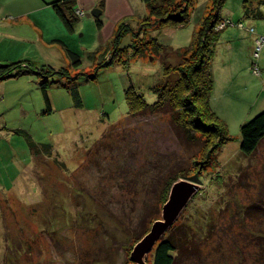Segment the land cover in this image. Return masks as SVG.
Instances as JSON below:
<instances>
[{
    "label": "rangeland",
    "instance_id": "1",
    "mask_svg": "<svg viewBox=\"0 0 264 264\" xmlns=\"http://www.w3.org/2000/svg\"><path fill=\"white\" fill-rule=\"evenodd\" d=\"M196 1L186 26L154 28L135 38L149 14L143 0H77L80 19L74 32L38 0H0V23L3 28L14 24L9 29L19 40L0 30V57L32 63L34 72L47 65L71 71L70 77L98 73L97 81L79 76L73 83L81 95L80 109L65 87L70 79L59 74L35 72L0 83V264H136L130 259L134 247L155 221H163V207L180 180L201 190L162 238L172 237L177 264H264V141L252 157L241 152V127L260 114L249 117L252 90L259 87L236 92L247 79L261 78L264 37L257 36L255 46L263 40L260 52H253L251 73L244 72L254 76L229 84L222 79L229 57L218 46L220 38L216 42L213 69L219 76L217 86L214 76L211 105L228 124L233 141L204 169L194 164L202 157L201 141L176 124L170 105L135 116L128 112V88L154 104V88L175 83L177 73L163 71L181 64V51L196 43L211 0ZM242 2L227 0L223 18L228 9L241 10ZM229 20L220 21L215 32L238 28L256 34L247 25H228ZM151 38L164 49L155 52ZM52 40L66 42L79 54V69H71L67 49H39L51 48ZM119 45L126 54L119 49L113 55ZM133 45L142 49L140 54L133 53ZM241 67H235L234 76ZM45 80L50 115L40 86ZM19 131L39 147L49 146V152L35 158ZM146 263H153V253Z\"/></svg>",
    "mask_w": 264,
    "mask_h": 264
},
{
    "label": "trees",
    "instance_id": "2",
    "mask_svg": "<svg viewBox=\"0 0 264 264\" xmlns=\"http://www.w3.org/2000/svg\"><path fill=\"white\" fill-rule=\"evenodd\" d=\"M46 4V0H43ZM146 4L149 14L139 24V29L134 33L135 38L143 35H148L149 31L154 28L180 27L190 23L192 10L197 4L196 0H143ZM103 0L102 3H104ZM227 0H211L206 7L205 15L202 20L200 32L197 35V41L190 47L181 51L182 63L176 67L171 65L166 66L164 74L169 76V72H176L177 79L175 83L164 82L160 86L154 88V92L158 96V101L154 104H148L145 97L140 94L134 87H130L125 91V99L130 115L135 116L147 111H158L171 106L174 120L176 124L182 128L186 135L195 140L201 141L202 149L198 162L200 169L213 162L216 153L227 143L233 141L228 124L214 111L211 105L212 94L214 90V74L213 63L215 58L216 42L221 36V32H215V26L222 21L224 6ZM51 6L56 12L61 22L65 25L69 32H74L76 24L79 22V17L76 15L78 9L77 0H53ZM264 0H244L242 4L243 17L247 20L262 21L264 20ZM98 27L102 26V21H96ZM235 23V22H234ZM236 27L239 24L245 25L242 21H237ZM245 27V26H244ZM149 43L155 45V52L164 47L157 39L151 38ZM61 42V41H59ZM63 43V42H61ZM134 46V45H133ZM133 53L140 54L142 49L135 45ZM256 48V46H255ZM254 48V54L256 52ZM113 55L118 54L121 49L122 54L126 52L120 48H116ZM162 49V50H163ZM189 52V54H188ZM67 55L70 59V64L73 68L79 69L81 66L80 56L73 51L67 49ZM254 57V56H253ZM255 60V59H254ZM108 64V63H107ZM105 65L99 66L97 69L103 68ZM36 66L34 64L20 62L0 64V83L12 78L19 79L25 76L39 75L40 77L54 76L59 74L70 79V82L65 84L66 89L70 91L75 107L80 109L83 107L80 92L73 83H76L79 76H87L92 81H97L98 73L90 76L85 73H79L74 77H70L71 71L62 70L60 72L49 68L47 65L38 68L34 72ZM70 73V74H69ZM41 89L49 105V110L46 114H52L50 100L47 95L49 82L47 80L40 84ZM166 105V106H165ZM24 136L30 145L32 154L35 158H41L42 155L49 152V146L44 145L39 147L33 138L26 132L19 131ZM241 152L245 157L255 155L264 141V112H261L255 118L245 122L241 127ZM101 146V145H100ZM98 149L99 145H98ZM175 182V181H174ZM141 240V239H140ZM138 240V241H140ZM153 253L152 264H177L178 248L172 237L166 240H161L156 244Z\"/></svg>",
    "mask_w": 264,
    "mask_h": 264
},
{
    "label": "crops",
    "instance_id": "3",
    "mask_svg": "<svg viewBox=\"0 0 264 264\" xmlns=\"http://www.w3.org/2000/svg\"><path fill=\"white\" fill-rule=\"evenodd\" d=\"M38 1H39L40 7H44L45 5L49 6L43 0H38ZM241 1L244 2V0H241ZM263 11H264V8H263ZM225 13L226 14H225L224 18H229L233 22H236V20L240 19L238 21L244 22L245 25L250 26L251 28H254L256 31L255 35H251L250 33L246 32V31H241L238 28H229V29H226L223 32H221L222 35H221L220 41H219L221 43H219L218 46L223 48L225 50L227 57H229V61L227 62V65L224 66V67H226V70L222 74V76H223L222 79L225 80L226 84H229L230 82L233 83V81H236L237 78H240L239 81H241L243 78L252 76L251 74L249 75L247 73H249L251 71L250 66L254 61L253 52H254V47H255V40H256L257 36H263L264 37V20L253 21V20L244 19L243 15H242V13H243L242 8L239 11L238 10L233 11L231 9H228ZM240 16H242L243 19H241ZM5 23L7 24L6 20H5ZM9 28H14V24H10L9 27L6 26L3 28L2 23H0V30H4L3 31L4 35L9 37L11 40H18V38L15 35H13L14 32L12 30H10ZM0 36H2V35H0ZM61 42H59V40H52L51 44H49L51 48H48V46L44 47L41 45V46H39V49H45L46 51L57 50L58 47L56 45H59L61 48L63 47L64 49L69 48V46L66 44V42H63V43H61ZM17 46L18 45H15V47H17ZM69 49H71V48H69ZM58 50H60V49H58ZM16 62H26V61L17 60L16 58H14V57L12 58L9 55L7 56V58H5L4 56L0 57V64L1 63L8 64V63H16ZM49 63H51V60L49 61ZM234 63H237V64L234 65ZM238 64H240L242 67L238 70L239 76H234L235 75V67H237ZM259 65H260L261 70H262L261 78L255 77L253 75L254 77L253 76L252 77L254 79H251V80L247 79L246 80L247 82H246L244 87L239 86V85L236 86L238 88V91H236V92H244V93L251 91L253 87H259L258 89L256 88V89L252 90L254 92V95H253L254 99H252L250 104H249V108H251L249 111V114L251 113L249 115V117H251V115L253 113L264 112V48L261 52ZM215 71H216V73H214L215 74L214 76L216 78V86H217V77L219 75H217L216 68H215L214 72ZM246 71H247V73H244ZM25 77H27V76H25ZM19 79H21V78H19ZM236 83H237V81H236ZM261 88H262V90H261ZM233 90H232V93H233Z\"/></svg>",
    "mask_w": 264,
    "mask_h": 264
},
{
    "label": "water",
    "instance_id": "4",
    "mask_svg": "<svg viewBox=\"0 0 264 264\" xmlns=\"http://www.w3.org/2000/svg\"><path fill=\"white\" fill-rule=\"evenodd\" d=\"M201 187L186 180L173 184L167 203L163 207V221H155L150 232L137 243L131 253V261L136 264H147L146 260L166 232L179 220L193 197Z\"/></svg>",
    "mask_w": 264,
    "mask_h": 264
},
{
    "label": "built area",
    "instance_id": "5",
    "mask_svg": "<svg viewBox=\"0 0 264 264\" xmlns=\"http://www.w3.org/2000/svg\"><path fill=\"white\" fill-rule=\"evenodd\" d=\"M228 23H229L228 25H233V24L236 25L232 20H229ZM240 28H244V26L242 24H240ZM259 40L257 41L256 48H255L257 54H258V52H260L259 51L260 49H259V46H258ZM261 41H263V40H260V42Z\"/></svg>",
    "mask_w": 264,
    "mask_h": 264
}]
</instances>
